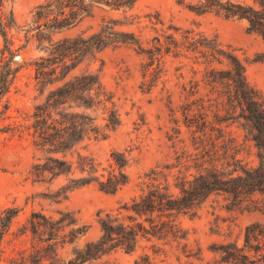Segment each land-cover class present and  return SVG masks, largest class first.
<instances>
[{"label":"rangeland","instance_id":"rangeland-1","mask_svg":"<svg viewBox=\"0 0 264 264\" xmlns=\"http://www.w3.org/2000/svg\"><path fill=\"white\" fill-rule=\"evenodd\" d=\"M44 1L14 0L8 6H13L18 22L24 25ZM110 19L116 22L115 29L130 32L137 40H114L75 71L100 72L120 121L106 136L87 139L78 148L96 159L97 173L106 176L117 168L113 154L123 155L126 182L113 191L96 180L71 188L66 175L51 179L49 174L32 173V165L46 155L35 145L28 127L42 99L32 62L46 52L38 46L37 36L22 48L17 62L24 65L0 104V211L9 205L20 208L14 227L34 210L56 217L70 212L77 225L86 229L60 249L67 259L102 235L100 214L132 215L128 205L145 189V173L152 169L168 173L172 181L177 175L191 176L200 166L216 163L228 171L238 159L249 165L260 159L259 148L237 116L239 108L226 112L228 105L215 92L222 84L205 77L207 68L228 67L227 59L218 50L212 56L206 43L230 50L243 62L246 78L264 105V38L248 29L246 19L199 13L177 0H137L126 11L99 8L61 35L89 34ZM195 111L206 114V126L189 123L187 113ZM55 155L77 159L76 152ZM82 174L77 170L73 176ZM176 221L181 230L175 234L141 236L132 250L114 247L82 264H228L221 259L219 247L226 242L241 245L248 224L264 228V187L239 198L211 191L193 213H180Z\"/></svg>","mask_w":264,"mask_h":264},{"label":"trees","instance_id":"trees-1","mask_svg":"<svg viewBox=\"0 0 264 264\" xmlns=\"http://www.w3.org/2000/svg\"><path fill=\"white\" fill-rule=\"evenodd\" d=\"M9 1L14 0H0V104L24 65L17 59L32 36H37L38 46L46 52L32 62L42 99L35 105L28 127L35 145L46 152L32 165V173L38 177L49 174L51 179L66 175L71 188L96 180L104 189L115 190L127 181L123 169L127 159L113 154L117 168L106 176L97 173L99 163L96 159L78 147L87 139L106 136L119 123V112L99 71L91 68L75 70L83 61L94 59L98 51L114 40L137 39L128 31L115 29L113 19L105 20L98 30L89 34L70 36L61 33L78 25L99 8L126 11L137 0H46L35 7L32 20L24 25L18 22L13 6H8ZM177 1L199 13L244 18L248 29L264 38V0H253V3L241 0ZM21 32L23 36L17 35ZM206 44L212 49V56L218 50L227 59L228 67L207 68L205 77L222 84L215 92L225 100L223 105H228L226 112L239 108L237 116L260 150L258 164H244L238 159L227 171L213 163L209 167L200 166L189 177L177 175L172 181L168 173L152 169L145 173V189L128 205L132 215L125 218L120 211L100 214L102 235L77 248L74 256L68 259L61 255L60 249L86 229L77 225L74 215L61 212L56 217L34 210L14 227L20 208L6 206L0 211V262L82 264L114 247L132 250L141 236L161 238L177 233L181 230L177 216L193 213L201 198L211 191L221 190L239 198L246 192L264 187V105L259 92L248 82L244 64L235 53ZM3 105L9 108L8 102ZM187 116L189 123L198 128L207 125L206 114L202 111L187 113ZM202 133H205L204 128ZM68 152L72 155L76 152L77 159L55 155L62 153L65 156ZM77 170L83 174L73 176ZM219 250L221 259L228 264H264V228L248 224L241 245L226 242Z\"/></svg>","mask_w":264,"mask_h":264}]
</instances>
